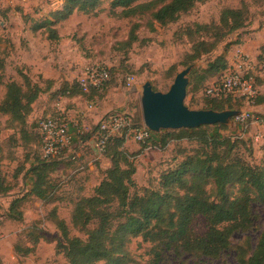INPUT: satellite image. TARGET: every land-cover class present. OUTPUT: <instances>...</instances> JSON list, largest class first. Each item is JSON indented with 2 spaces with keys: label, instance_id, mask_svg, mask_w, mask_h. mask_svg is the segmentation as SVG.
Segmentation results:
<instances>
[{
  "label": "rangeland",
  "instance_id": "rangeland-1",
  "mask_svg": "<svg viewBox=\"0 0 264 264\" xmlns=\"http://www.w3.org/2000/svg\"><path fill=\"white\" fill-rule=\"evenodd\" d=\"M102 1V10L96 14L74 12L67 19L57 21L54 14L63 9L65 0H0V102L4 100L6 85L11 82L24 87L27 79L41 91L23 124L0 114V169L11 187L8 194L0 195V264H63L62 256L55 253L56 242L60 239L56 222L63 220L71 236L83 238V234L70 224L73 203L77 197L90 196L101 179L98 172L82 175L74 172L81 164L80 157H76L72 163L63 162L65 164L50 176L51 180L57 177L65 181L55 191L59 198L57 202L46 204L30 195L33 178L29 168L39 154L33 134L39 120L55 115L71 125L74 116H81L78 125L71 128L73 134L75 128L90 130L113 115L127 117L133 129L143 126L139 102L141 86L148 81L156 91L166 92L175 75L185 68L182 61L192 46L180 33L196 24L217 25L224 9L242 10L246 17L244 27L223 39L210 55L202 57L195 65L205 68L208 61L223 54L228 67L239 66L242 72L249 70V76L256 81L255 95L264 96V0H210L195 5L174 24L155 25L153 31L146 27L147 17H114L109 11V0ZM120 11L116 10L117 13ZM46 22H52V25H44ZM134 23L143 25L138 31L139 42L124 53L119 50L120 43L127 39ZM209 36L204 40L209 41ZM236 42H239L238 46ZM241 44L245 46L243 52L249 54L248 58L240 57ZM96 67L109 70L110 78L105 87L75 97L63 92L65 85L70 91L77 92L76 79L88 68ZM171 67L175 73L170 76L168 69ZM206 86L202 85L186 96L184 103L188 108L203 109ZM233 106L239 112L252 115L253 119L239 123L232 118L226 126L228 130L213 127L212 130L222 136L247 141L252 154L249 156L243 148L245 158L249 163L259 165L264 155V138L258 137L264 124V105H256L253 97ZM130 132L125 130L121 134L127 139L126 148L134 152V157L131 155L128 160L136 166L133 178L138 187L153 188L161 173L181 160L180 151L194 148V144L179 142L161 151L150 147V141H134ZM78 137L74 136L65 152V161L72 160L73 151L79 153L81 150L75 145ZM70 149L72 151L68 152ZM17 198L20 199L17 210L22 214L19 222L10 219L8 213L12 201ZM251 212L258 219L255 230L235 234L231 249L218 258L169 254L161 264H239L238 254L255 248L264 226V207L253 204ZM195 232L198 236L205 232L202 218L197 219ZM30 234L39 236L35 245L30 241L34 235L31 237ZM148 248L141 239L132 240L129 264H147L150 259Z\"/></svg>",
  "mask_w": 264,
  "mask_h": 264
},
{
  "label": "trees",
  "instance_id": "trees-1",
  "mask_svg": "<svg viewBox=\"0 0 264 264\" xmlns=\"http://www.w3.org/2000/svg\"><path fill=\"white\" fill-rule=\"evenodd\" d=\"M208 1L210 0H109L108 4L110 14L114 17H147L146 27L153 31L155 25L167 27L174 24L195 5ZM103 3L102 0H65L63 9L54 15L57 21H61L74 12L96 14L102 10ZM118 9L121 10L119 13L116 12ZM245 20L242 10L224 9L217 25L196 24L193 28H185L180 35H185L192 46L184 56L182 66L186 68L210 55L223 39L242 29ZM51 23L46 22L44 25H52ZM142 27L143 25L134 23L127 39L120 43L119 50L129 52L139 42L138 31ZM177 35L179 36H175ZM208 35L210 40L205 41L204 37ZM1 65L0 62V71ZM227 68L228 63L223 54L208 61L205 68H194L189 75L186 96L191 92L195 93L202 85L204 87L207 84L206 89L213 81L220 80ZM173 69H168L170 76L175 73ZM6 88L4 100L0 102V114L8 116L12 122L23 124L41 91L27 79L24 87L11 82ZM76 88L77 92L70 91L65 85L63 92L69 97H75L99 91L91 90L85 94L77 85ZM255 88L256 81L253 78V89ZM152 89L156 91L153 87ZM204 98L206 100L201 110L237 111L239 109L233 105L244 103V99H210L205 95ZM254 100L256 105H264L263 95L258 96L256 93ZM127 120L129 121L128 118ZM131 126L128 122L122 131L133 130ZM212 127L223 131L229 129L223 125H213L167 130L151 134L145 140L151 142L150 147L161 151L173 143L194 144V148L179 152L181 160L162 172L153 188L138 187L134 181L136 166L128 160L134 152L126 148L125 134L108 138L101 155L109 160L110 166L105 170H98L101 179L93 188L92 194L77 197L73 203L70 224L84 237L71 236L70 229L63 220L56 222L60 239L56 242L55 253L62 256L63 264H129L132 259L129 245L138 238L141 243L149 245L150 259L147 264H161L169 254L216 259L231 249V240L235 234L255 230L258 219L252 214L251 206L258 204L264 207V155L259 165L249 163L242 151L244 148L249 156L252 154L247 141L239 137L222 136L212 130ZM97 131L98 124L81 134L75 145L82 149ZM33 141L39 154L29 168L33 178L29 193L46 204L57 202L59 198L55 196V191L65 181L57 177L51 180L50 176L62 164L75 161L76 157H80L81 163L76 172H81V175L89 173L87 163H82L80 150L79 153L77 150L72 152V160L65 161V153L56 158H43L42 140L36 131ZM71 151L70 149L68 152ZM10 190L11 187L0 169V195H6ZM19 202V198L13 200L8 212L9 218L18 222L22 221V214L17 210ZM198 218H202L205 224L202 236L195 232ZM32 236L30 241L35 245L39 236ZM237 260L239 264H264V226L255 248L238 254Z\"/></svg>",
  "mask_w": 264,
  "mask_h": 264
},
{
  "label": "built area",
  "instance_id": "built-area-1",
  "mask_svg": "<svg viewBox=\"0 0 264 264\" xmlns=\"http://www.w3.org/2000/svg\"><path fill=\"white\" fill-rule=\"evenodd\" d=\"M241 50V49H240ZM241 58H248L243 50ZM249 70L242 72L239 66H230L218 81H213L204 91V95L210 99H252L255 96L253 89V79L248 76ZM109 70L106 68H88L86 72L76 79V85L85 94L91 90H100L109 79ZM128 81H131L129 78ZM242 123L253 116L240 112L234 118ZM128 125V120L124 115H113L98 124V131L91 144L97 154H102L108 138L121 135L122 129ZM77 126V125H76ZM75 126V127H76ZM35 131L41 137V154L43 158H56L64 154L74 141V136L78 137L86 130L82 127L75 128V134L71 131L68 122L59 117H47L36 123ZM131 136L136 142H143L151 137L152 132L145 127L131 130ZM259 138H264V126L260 130Z\"/></svg>",
  "mask_w": 264,
  "mask_h": 264
},
{
  "label": "water",
  "instance_id": "water-1",
  "mask_svg": "<svg viewBox=\"0 0 264 264\" xmlns=\"http://www.w3.org/2000/svg\"><path fill=\"white\" fill-rule=\"evenodd\" d=\"M192 64L178 72L166 92L154 91L150 82L141 86L139 97L143 127L152 133L167 130L196 129L201 126H228L240 112L236 110H192L184 101Z\"/></svg>",
  "mask_w": 264,
  "mask_h": 264
},
{
  "label": "crops",
  "instance_id": "crops-1",
  "mask_svg": "<svg viewBox=\"0 0 264 264\" xmlns=\"http://www.w3.org/2000/svg\"><path fill=\"white\" fill-rule=\"evenodd\" d=\"M239 47L241 48V50H245V46H243L242 44L239 45ZM79 117H81V116H78L77 118L75 116L73 117V124L70 125V123H69L71 128L73 126L78 125V123L80 121ZM82 122L85 123L86 121L84 120ZM87 124H88V122H87ZM88 126L89 125H87V127ZM92 140L93 139H90L89 142H86L84 144L83 148L80 150V152L82 154L81 161H82V163H87V167L89 169L88 172H98L99 169L105 170L110 166V162L105 156L97 154L95 152V149L93 148V144H91ZM84 151H86V153L83 155ZM76 169L77 168H75L74 172H76ZM70 172H72V170H70Z\"/></svg>",
  "mask_w": 264,
  "mask_h": 264
}]
</instances>
